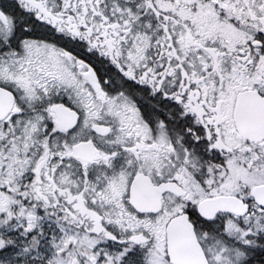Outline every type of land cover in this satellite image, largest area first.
<instances>
[{
    "label": "snow or ice",
    "instance_id": "6c2138e0",
    "mask_svg": "<svg viewBox=\"0 0 264 264\" xmlns=\"http://www.w3.org/2000/svg\"><path fill=\"white\" fill-rule=\"evenodd\" d=\"M0 264H264V0H0Z\"/></svg>",
    "mask_w": 264,
    "mask_h": 264
}]
</instances>
